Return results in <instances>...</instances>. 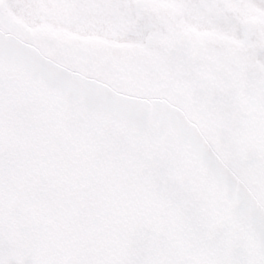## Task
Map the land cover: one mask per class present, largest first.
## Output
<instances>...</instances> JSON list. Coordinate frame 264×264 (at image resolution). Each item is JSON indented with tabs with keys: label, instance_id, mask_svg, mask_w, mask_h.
Wrapping results in <instances>:
<instances>
[{
	"label": "snow or ice",
	"instance_id": "obj_1",
	"mask_svg": "<svg viewBox=\"0 0 264 264\" xmlns=\"http://www.w3.org/2000/svg\"><path fill=\"white\" fill-rule=\"evenodd\" d=\"M0 264H264V0H0Z\"/></svg>",
	"mask_w": 264,
	"mask_h": 264
},
{
	"label": "water",
	"instance_id": "obj_2",
	"mask_svg": "<svg viewBox=\"0 0 264 264\" xmlns=\"http://www.w3.org/2000/svg\"><path fill=\"white\" fill-rule=\"evenodd\" d=\"M210 143H214L215 147H216V154L218 156V158H220L222 160V162L225 163L226 166L232 168V163H231V158H230V154L228 152V147L226 145H222L219 143L218 139L213 135L212 140L209 141ZM234 175L237 176V178H240V174H241V170L240 169H236V168H232ZM187 180L186 176H177L176 177V181L177 184L182 185L185 181ZM199 180V179H197ZM192 183L194 184H198L201 185L202 181H192Z\"/></svg>",
	"mask_w": 264,
	"mask_h": 264
}]
</instances>
